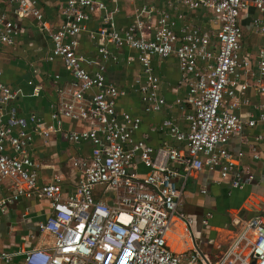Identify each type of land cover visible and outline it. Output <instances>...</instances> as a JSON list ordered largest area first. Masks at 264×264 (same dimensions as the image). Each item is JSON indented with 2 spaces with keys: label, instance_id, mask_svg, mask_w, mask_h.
<instances>
[{
  "label": "built area",
  "instance_id": "1",
  "mask_svg": "<svg viewBox=\"0 0 264 264\" xmlns=\"http://www.w3.org/2000/svg\"><path fill=\"white\" fill-rule=\"evenodd\" d=\"M2 1L11 6L12 15L33 17L39 32L49 34L52 48L46 60L58 58L72 77L59 84V75L53 74L56 98L48 104V123L33 112L18 117L10 102L22 91L0 81V215L22 197L49 203L36 227L51 238V244L25 250L22 264H264L260 215L246 219L231 247L211 262L197 246L192 219L179 209L186 180L196 173L216 171L215 184L232 175L233 190L243 188L245 179H254L237 165L242 152L232 154L227 143L246 128L264 129V42L253 57L242 53L240 24L242 13L251 6L255 13L249 18L250 32L264 38V0L143 3L133 6L130 22L121 28L113 21L118 4L133 0H108L111 9L105 0H64L55 29L43 19L37 0ZM177 4L187 10L210 11L219 20L213 21L218 28L208 31L183 22L176 31L169 9L175 10ZM96 13L101 24L91 29L87 23ZM181 15L176 13V18ZM23 31L17 21L0 14V44H14ZM82 32L98 42L99 61L92 72L84 67L90 61L76 52ZM107 45L134 49L141 74L133 90L145 113L158 112L166 101L159 94L160 77L153 72L151 57H175L177 87H184L185 92L174 103L183 110L188 127L184 131L169 118L157 126L176 144L151 146L135 138L140 117L117 108V100L127 91L103 74V63L115 59ZM249 90L258 96L252 104L256 113L241 118L236 111L250 105ZM39 92L40 87L33 85L32 94ZM61 118L87 126L67 130ZM53 133L70 144H91L87 156L70 161L77 185L67 194L61 186L62 174L54 173L50 182H38L30 156L34 136L46 140ZM261 139L260 134L254 137ZM250 149L251 157L259 158L256 145ZM138 165L143 173L138 172ZM4 181L8 182L6 192ZM208 217L207 212L202 225ZM0 259L8 263L11 256L0 251Z\"/></svg>",
  "mask_w": 264,
  "mask_h": 264
},
{
  "label": "crops",
  "instance_id": "2",
  "mask_svg": "<svg viewBox=\"0 0 264 264\" xmlns=\"http://www.w3.org/2000/svg\"><path fill=\"white\" fill-rule=\"evenodd\" d=\"M64 0H37V5L42 11L43 19L52 29L60 24L59 11ZM108 9L112 3L105 0ZM143 3H152L162 6L161 0H133L130 3H119V11L114 14L113 21L117 28L125 27L132 18L133 6ZM175 20V30L181 23H189L201 29L214 31L219 25L213 21H219L214 14L203 8L187 10L178 5L175 10L169 9ZM176 13H182L176 18ZM251 6H248L240 17L243 25V51L253 57L257 46L264 42L263 37H257L250 32L249 18L254 14ZM0 14L14 19L24 31L16 38L12 45L0 44V81L12 89H21L22 95L10 102L18 117L25 118L33 112L44 122H49V102L55 100V83L53 74L59 75V84L70 82L72 77L62 66L58 58L47 61L46 56L52 48V41L47 32H39L33 17L17 18L11 13V6L0 0ZM153 20L150 21L152 25ZM99 13L94 14L88 21L87 27L96 29L100 26ZM97 41L91 40L85 32L79 37V45L76 52L82 54L89 64H84L87 71L92 72L97 68L99 61L96 49ZM108 52L115 57L107 59L104 63L103 74L106 79L119 88L126 89L127 94L117 100V108L140 117V128L135 133V138L143 139L151 146H158L163 142L176 144L167 133L159 131L157 124L164 118H169L180 129L187 130L188 125L183 119V110H179L174 101L185 92L184 87L178 88V73L176 59L173 55L165 58L151 57L153 72L160 77L159 94L164 96L165 104L155 113L142 111V103L139 95L134 92V80L141 74L140 66L134 58L133 48L107 45ZM127 56H132L126 60ZM32 83L29 84L28 81ZM34 86L40 87L37 96L32 94ZM250 105L240 107L236 112L241 118L254 115L256 110L252 104L258 101L254 91L249 90ZM62 128L82 130L87 124L73 122L67 118H61ZM262 135V139L255 141L254 137ZM256 145L259 158L251 157V146ZM227 148L232 154L241 151L242 155L237 159L238 167L247 170L254 176L253 180H246L243 188L234 189L230 186L232 175L223 179L219 184L213 183L218 178L217 172H199L186 180L179 209L183 214L192 219V226L196 237L197 246L201 253L213 262L223 252L231 247L235 238L243 228V222L249 217L260 215L264 219V129L259 126L246 128L241 134L234 135L227 143ZM91 144L83 143L79 146L68 143L61 134L53 133L44 140L34 136L30 156L36 164V172L39 183H47L52 180L54 173L62 174L61 186L65 194L74 190L77 185L75 170L70 166V161L76 156H87ZM171 167L177 168L173 163ZM137 170L143 173L145 170L140 165ZM2 186H8L3 182ZM206 189L202 193V189ZM251 203L250 205L246 204ZM49 210V203L45 199L19 198L8 205L6 212L0 215V251H5L11 256L8 263L0 259V264H22L23 252L28 249L39 248L51 244V238L41 233L36 224L42 221ZM209 213L207 224L202 225L201 220L205 213Z\"/></svg>",
  "mask_w": 264,
  "mask_h": 264
}]
</instances>
